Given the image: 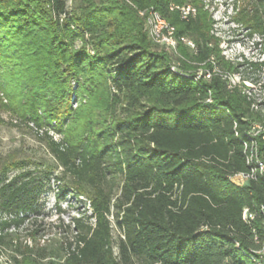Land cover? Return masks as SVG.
Masks as SVG:
<instances>
[{"label":"trees","instance_id":"16d2710c","mask_svg":"<svg viewBox=\"0 0 264 264\" xmlns=\"http://www.w3.org/2000/svg\"><path fill=\"white\" fill-rule=\"evenodd\" d=\"M186 5L79 0L69 10L66 0H0V65H37L39 80L49 82L37 106L23 114L40 122L41 109L51 117L45 109L50 94L58 100L50 119L62 114L65 121L72 111L70 78L97 90L84 128L75 131L70 122L59 139L43 132L61 175L72 181L60 182L58 190L76 200L85 197L90 213L71 217L70 238L59 242L64 255L43 248L36 252L40 260L254 264L252 258L262 255L264 162L258 159L264 161V132L251 134L262 113L251 95L222 75L189 71L187 60L208 71L216 64L233 71L236 66L219 56L200 7L186 18L170 8ZM149 9L174 27L176 45L183 37L193 40L195 50L182 46L186 59L144 30L139 11ZM238 21L264 37V0ZM239 174L245 180L232 181ZM43 189L27 172L0 176V254L13 246L9 230L39 213ZM109 216L119 234L115 241Z\"/></svg>","mask_w":264,"mask_h":264},{"label":"rangeland","instance_id":"374dc122","mask_svg":"<svg viewBox=\"0 0 264 264\" xmlns=\"http://www.w3.org/2000/svg\"><path fill=\"white\" fill-rule=\"evenodd\" d=\"M181 1L187 3L186 6L178 8L182 18H186L191 12L186 13L189 8H193L195 11L200 7L205 13L209 35L217 44L215 48L219 56H223L224 60H228L236 66V70L233 71L216 64L213 70L208 71L203 64L187 60L186 62L190 63L191 67L189 71L197 72L198 75L220 74L230 86H236L241 93L251 95L255 102V108L260 109L262 113L261 122H256L251 128V134L254 136L258 131L264 132V37L251 33L250 23L244 24L238 21L245 13H252L256 0ZM66 3L68 9L73 10L77 8L79 0H66ZM185 15L186 17H184ZM143 25L144 30L148 33L146 21ZM183 38L185 41L176 45L173 52L176 56L186 59L188 56H185L182 46H189V51H192L195 50V44L191 38ZM74 44L78 47L80 41H75ZM7 63L4 66L0 65V176L6 175L11 178L14 175L27 172L28 177L42 182L44 189L38 200L39 213L30 215L19 228L9 230L12 234L13 246L3 249L0 254V264H48L50 258L40 260L36 252L45 248L47 252L59 251L60 254H63L64 251L60 250L59 242L70 238L67 224L71 217L78 216L84 210L89 214L90 210L88 204L84 202L85 197L76 200L68 191L63 193L58 190L57 186L60 182L71 184L72 181L61 175L62 169L49 153L43 132L47 130L54 139H59L70 122L74 124L75 131L84 128L88 116L87 111L94 101L93 96L97 90L91 91L87 85L81 88L82 84L75 81L74 78H70L72 92L68 101L72 108L71 114L65 118V121L62 114L58 115L56 119H50L58 113L54 111V108H57L58 100L57 98L53 99L50 94H46L45 109L48 116L51 117H45L44 111L39 109L37 111L41 118L39 122L22 112L30 111L34 106H37L36 99L39 98L44 87L49 85V82L46 85L39 80L40 69L36 68L37 65L32 67L28 65L27 68H24L22 65ZM173 66L179 68L178 64ZM59 73L60 71L57 72V75L64 76L65 74ZM66 74L69 73L66 72ZM76 88H79L78 92ZM262 139L264 140V136ZM258 162L264 161L258 159ZM46 173L51 174L49 179L44 177ZM55 176L65 179L57 181L54 179ZM234 178H239V182ZM245 178L239 174L231 179L236 183H242ZM118 182V180L114 181L116 194H118ZM109 218L112 221V234L115 241L119 235L118 230L114 227L112 217L109 216ZM29 249L32 251L28 252ZM114 250L117 252L116 246Z\"/></svg>","mask_w":264,"mask_h":264},{"label":"bare ground","instance_id":"6f19581e","mask_svg":"<svg viewBox=\"0 0 264 264\" xmlns=\"http://www.w3.org/2000/svg\"><path fill=\"white\" fill-rule=\"evenodd\" d=\"M170 8L171 9H173V8L178 9L179 6H170ZM190 11L194 12V9L189 8L188 10H186V13L188 14ZM139 13L141 16H143L146 19V24H147V27L149 30V34L152 37L153 41H155L160 47L161 46H168V47H171L173 49L176 47V44L178 43L177 42L178 39L174 37L173 26H171L157 11H155L153 9H149V10H141V11H139ZM186 15L184 17H186ZM181 40L185 41L184 38H181ZM188 43L191 44V42H189V41H188ZM204 75H205V77L210 76L209 73H207V74L205 73ZM243 176H245V175H243ZM243 213L245 214L246 210H244ZM261 253H262V255L260 256V258H252L254 264H264V255H263L264 249L261 250Z\"/></svg>","mask_w":264,"mask_h":264},{"label":"built area","instance_id":"2783aa9c","mask_svg":"<svg viewBox=\"0 0 264 264\" xmlns=\"http://www.w3.org/2000/svg\"><path fill=\"white\" fill-rule=\"evenodd\" d=\"M234 180H236L237 182H239V178H234ZM264 255V254H263Z\"/></svg>","mask_w":264,"mask_h":264}]
</instances>
